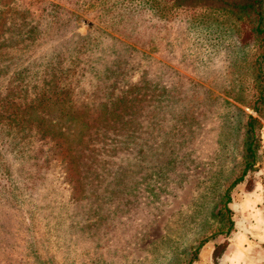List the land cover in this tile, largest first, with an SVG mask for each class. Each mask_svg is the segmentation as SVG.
I'll return each instance as SVG.
<instances>
[{
  "label": "rangeland",
  "instance_id": "374dc122",
  "mask_svg": "<svg viewBox=\"0 0 264 264\" xmlns=\"http://www.w3.org/2000/svg\"><path fill=\"white\" fill-rule=\"evenodd\" d=\"M208 3L0 0V112L20 121L0 118V264H188L205 238L193 264H264L257 52ZM136 84L119 122L111 101ZM239 111L259 147L226 236Z\"/></svg>",
  "mask_w": 264,
  "mask_h": 264
},
{
  "label": "trees",
  "instance_id": "16d2710c",
  "mask_svg": "<svg viewBox=\"0 0 264 264\" xmlns=\"http://www.w3.org/2000/svg\"><path fill=\"white\" fill-rule=\"evenodd\" d=\"M163 1L165 4L168 3L171 5V8L174 9L180 8L185 4H198L209 2L208 4L210 7H214L220 11H223L234 18V20L238 23V34L239 38L238 41L242 46L245 45H253L256 54L254 56V65L256 68L257 76H258V90L256 91L255 99L250 101L249 107L252 109L254 113L258 116L264 118V0H160ZM216 6V7H215ZM2 49V45L0 44V50ZM122 76L120 73L119 77ZM120 80L121 78H117ZM119 86V85H117ZM114 88H116L114 86ZM139 84L135 86H131V90L128 89L127 91H123L119 89V92H123L121 96H117L116 99L112 100V107L116 106L115 108L117 111L122 110L118 116H121L119 122H124L122 118L127 116H131V109L133 105H129L128 102L129 94L134 90L138 89ZM64 91L59 92L57 96H60V99H56V103H64L62 100L64 98ZM112 95H117L114 93L115 90L111 91ZM133 94V93H132ZM142 93L138 92L135 98L137 101L138 106L142 104V97L140 96ZM132 97V96H131ZM35 105L26 104L25 110H34L38 109L42 103H45L41 96L36 97ZM32 102V101H31ZM119 107V108H118ZM122 107V109H120ZM129 108V110H128ZM126 113L125 117H122V114ZM240 114H243L239 111ZM244 115V114H243ZM0 118L2 121L8 122H16L17 124L20 121H16L15 117L10 115L8 111L0 112ZM120 118V117H119ZM245 122L242 123V127L244 129V139L242 141V155H241V169L236 177L229 183L227 188L223 192V218L225 221V229L219 231V234L229 235V233L233 230V221L231 220V211L228 208V205L231 202L230 192L231 190L239 183L244 181V178L248 171L252 170L257 162V150L259 147L258 143V130L260 128V122L257 118L251 115H244ZM1 121V122H2ZM251 183V181H249ZM216 235V234H215ZM208 238L203 239L198 247L193 251L192 257L189 260L188 264H193L198 257L199 249L207 242ZM228 246L227 242L222 244H218L215 246L213 251L212 257L213 260H217L223 252L226 250Z\"/></svg>",
  "mask_w": 264,
  "mask_h": 264
}]
</instances>
